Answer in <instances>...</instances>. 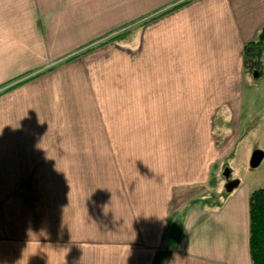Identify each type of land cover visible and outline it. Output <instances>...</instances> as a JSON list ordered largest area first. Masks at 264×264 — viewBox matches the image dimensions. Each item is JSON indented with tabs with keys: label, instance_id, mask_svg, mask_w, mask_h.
Listing matches in <instances>:
<instances>
[{
	"label": "crops",
	"instance_id": "0c3cea01",
	"mask_svg": "<svg viewBox=\"0 0 264 264\" xmlns=\"http://www.w3.org/2000/svg\"><path fill=\"white\" fill-rule=\"evenodd\" d=\"M184 1L0 0V264H253L213 117L264 0Z\"/></svg>",
	"mask_w": 264,
	"mask_h": 264
},
{
	"label": "rangeland",
	"instance_id": "374dc122",
	"mask_svg": "<svg viewBox=\"0 0 264 264\" xmlns=\"http://www.w3.org/2000/svg\"><path fill=\"white\" fill-rule=\"evenodd\" d=\"M261 59L260 76L248 71V82L238 95L236 108L220 110L213 117L216 135L213 140L217 145L221 138L223 144L233 138L231 152L219 164L218 179L226 184L227 189L235 184L249 185L252 190L264 186V158L256 167L250 163L254 151L264 152V51ZM200 121H204L203 117ZM106 123L110 128L111 121ZM120 125L121 133L142 136L157 129L168 132L173 128V121H120Z\"/></svg>",
	"mask_w": 264,
	"mask_h": 264
},
{
	"label": "trees",
	"instance_id": "16d2710c",
	"mask_svg": "<svg viewBox=\"0 0 264 264\" xmlns=\"http://www.w3.org/2000/svg\"><path fill=\"white\" fill-rule=\"evenodd\" d=\"M184 1L175 6H181ZM264 51V28L257 39L244 47L245 66L249 70L261 69ZM250 252L253 264H264V186L252 190L250 194Z\"/></svg>",
	"mask_w": 264,
	"mask_h": 264
},
{
	"label": "water",
	"instance_id": "95a60500",
	"mask_svg": "<svg viewBox=\"0 0 264 264\" xmlns=\"http://www.w3.org/2000/svg\"><path fill=\"white\" fill-rule=\"evenodd\" d=\"M263 158H264V152L262 150H256L254 151L251 157L250 163L253 167H256L262 162Z\"/></svg>",
	"mask_w": 264,
	"mask_h": 264
}]
</instances>
